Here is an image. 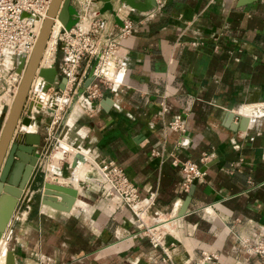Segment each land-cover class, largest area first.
Here are the masks:
<instances>
[{
  "label": "crops",
  "instance_id": "0c3cea01",
  "mask_svg": "<svg viewBox=\"0 0 264 264\" xmlns=\"http://www.w3.org/2000/svg\"><path fill=\"white\" fill-rule=\"evenodd\" d=\"M154 3L139 12L117 0L107 6L94 0L89 16L103 23L108 37L116 38L123 18L134 23V30L118 39L119 84L113 90L100 87L97 111L82 114L76 102L70 112H60L57 124L53 114L31 109L27 127L33 139L38 135L34 149L43 177L36 212L25 219L23 212L24 220L14 225L20 197L4 230L16 264H192L201 251L217 255L208 264H264V257L248 255L238 244L261 235L264 226L263 4ZM245 110H253V117L242 128L239 116L245 114L239 112ZM175 115L182 118V132L167 128ZM70 137L85 152V165L78 170L69 167L71 151L56 155L51 148ZM202 154L206 160L200 163ZM100 160L121 168L139 198L152 193L139 220L98 187L95 164ZM174 160L193 161L203 172L187 192L180 189ZM34 175L28 187L35 186ZM45 182L75 190L69 209L40 202ZM53 197L55 204L66 205ZM149 230L159 234L156 247Z\"/></svg>",
  "mask_w": 264,
  "mask_h": 264
},
{
  "label": "built area",
  "instance_id": "2783aa9c",
  "mask_svg": "<svg viewBox=\"0 0 264 264\" xmlns=\"http://www.w3.org/2000/svg\"><path fill=\"white\" fill-rule=\"evenodd\" d=\"M50 0H0V96L6 94L13 97L19 83L21 73L15 71L16 55L21 53L26 62L35 42L40 25L46 16ZM77 11L76 22L68 29L57 20V14L51 19L49 34L45 48L48 57L38 65L39 68L52 66L59 77H63L64 88L53 96V105L58 108L61 97L67 99V104L53 113V123L62 120L60 112L70 110L68 104L78 102L80 112L87 116L98 110L94 100L100 96V87L106 86L115 89L119 84L117 74L122 62L117 52L118 39L123 38L134 30L133 21L123 18L118 27L116 38H110L103 32V23L89 16L94 0H69ZM261 20L264 24V0ZM83 14L84 17H80ZM89 70V72H88ZM88 75L89 81L83 91L77 92L76 87ZM87 77V78H88ZM53 89V88H51ZM31 94V87L28 95ZM12 100V98H11ZM67 112V113H68ZM171 131L182 132L184 124L180 115H175L167 124ZM206 160L202 154L199 162ZM178 165L181 172L180 189L184 192L193 179L202 175L197 164L193 161H172ZM98 171V187L106 195L114 197L125 205L139 220L140 215L148 209L152 202V193L145 198H139L136 187L129 181L123 170L110 161H99L96 164ZM23 196V195H22ZM21 196V197H22ZM21 201V200H20ZM26 201L28 199L26 198ZM148 239L152 247L159 245V234L149 230ZM241 249L248 255L264 257V226L262 233L252 239L238 240ZM167 256V255H166ZM168 258V256H167ZM217 259L213 252L201 251L199 257L192 264H208ZM35 264H43L37 261ZM169 264H173L169 261ZM182 264V263H179Z\"/></svg>",
  "mask_w": 264,
  "mask_h": 264
},
{
  "label": "water",
  "instance_id": "95a60500",
  "mask_svg": "<svg viewBox=\"0 0 264 264\" xmlns=\"http://www.w3.org/2000/svg\"><path fill=\"white\" fill-rule=\"evenodd\" d=\"M97 1L101 2L104 6H107L111 0ZM117 1L122 2L124 5L139 12L148 11L155 4L154 0H140L138 2L135 0ZM55 14H57V19L65 29L70 28L76 22L77 11L70 4L69 0H50L46 16L40 25L32 50L26 62H24L23 54L19 53L16 55L15 71L21 73V77L6 116L0 126V238L9 223L13 209L21 197L26 181L37 162V153L35 152L34 146L37 143L38 135L35 134L33 139L32 137L34 133L26 129L33 117L32 113H30L32 106L35 108L34 112L40 110L41 103L38 101L35 102V95L37 92L46 93L49 88H53L54 92L50 95L48 94L51 107L46 109V112L53 114V96L58 90L64 88V78L59 77L52 66L39 68L38 71H36V79H39L38 90L36 87H33L31 88V94L28 95L30 83L35 74L41 50L44 47V43L49 33L51 19ZM88 81L89 77L87 78L86 83ZM44 102H46V100ZM24 108L26 115L21 117ZM228 117H231V115L228 114ZM0 118L2 119V117ZM239 119L241 123L239 126L243 128L248 122V117L239 116ZM21 134H23L22 140L18 138ZM57 147H61L62 151H67V149L62 148L60 141L54 142L52 147L53 151ZM85 161V155L73 151L70 157L69 167L73 170L78 163H84ZM12 173L15 178L14 180L12 178ZM53 196L60 197L62 201L66 202V205L55 204ZM74 196L75 190L73 188H66L45 182L42 185L40 202L42 204H47L54 209L66 211ZM188 200L189 194L183 200L178 215L184 213ZM4 264H16L11 250L7 249L4 256Z\"/></svg>",
  "mask_w": 264,
  "mask_h": 264
},
{
  "label": "bare ground",
  "instance_id": "6f19581e",
  "mask_svg": "<svg viewBox=\"0 0 264 264\" xmlns=\"http://www.w3.org/2000/svg\"><path fill=\"white\" fill-rule=\"evenodd\" d=\"M80 17H84V15L83 14H80ZM58 20V19H57ZM59 21V20H58ZM60 22V21H59ZM61 23V22H60ZM50 30V29H49ZM49 34V33H48ZM46 43H47V38H46V41H45V43H44V47L42 48V50H41V53H40V56H39V59H38V62L40 61L41 63H43V61L46 59V57H48V50L45 48V45H46ZM38 62H37V65H38ZM37 78V76H33V78H32V80H31V83H30V87L31 88H33V87H36L37 88V90H38V81H39V79H36ZM39 93H42V92H37V94L35 95V102H40V100H44V99H42V97L39 95ZM44 97H45V100H46V102H44L43 101V103H41V105H44V106H42V107H40V110L42 109V110H46L48 107H51V103L49 102V101H47V100H49V96H48V93L46 92L45 93V95H44ZM11 98H12V96L11 97H9V96H7L6 94H3V95H1L0 96V117H2V119H4L5 118V116H6V113H7V110H8V108H9V106H10V103H11ZM54 100V99H53ZM57 104H58V108L56 109L55 107H53V113H57L58 112V110H59V108H63L64 107V105L65 104H67V99L66 98H64V97H61L59 100H58V102H57ZM32 111H35V108H34V106H32ZM253 110H245V111H241V112H239L240 114H245V116H252L251 115V112H252ZM247 112H250V114H247ZM253 117V116H252ZM251 117V118H252ZM26 127V126H25ZM30 127V126H29ZM29 127H26V129L27 130H29L30 131V129H28ZM71 130V129H70ZM70 130H66L65 132H64V136L62 137V140H64V138H66V136H65V133H67L68 131H70ZM79 131V130H78ZM82 130L81 131H79L78 133L79 134H82ZM61 141V140H60ZM68 142H66L65 141V143H64V141H62V142H60V144H61V146H62V148H64V149H67V151H71V152H73V151H77V152H80V153H82L83 155H84V151H83V149H82V147H80L79 145H78V143H77V141H73V143H72V140H67ZM68 143H72L73 145H71V144H68ZM63 149V150H64ZM60 150H62L61 149V147H57L56 148V151H55V153H56V155H58L59 153L57 152V151H60ZM62 152V151H61ZM86 162V161H85ZM85 162L83 163H78L77 164V166L74 168V169H76V170H78V169H81V168H83V166L85 165ZM84 171V170H83ZM26 173V172H25ZM24 173V174H25ZM81 173V172H80ZM24 174H23V176H24ZM26 175V174H25ZM12 178H13V180L15 179L14 178V175H13V173H12ZM73 179L74 180H76V177L74 176L73 177ZM59 180V179H58ZM59 182V181H58ZM71 205V204H70ZM68 209H69V207H68ZM6 232V231H5ZM5 232L3 231V234H2V236H1V238H0V242H1V239H2V237H3V235L5 234ZM7 232H8V230H7ZM8 236H9V234H8ZM8 236H7V238H8ZM4 245H2V247H3ZM1 255V254H0ZM4 262V261H3Z\"/></svg>",
  "mask_w": 264,
  "mask_h": 264
},
{
  "label": "rangeland",
  "instance_id": "374dc122",
  "mask_svg": "<svg viewBox=\"0 0 264 264\" xmlns=\"http://www.w3.org/2000/svg\"><path fill=\"white\" fill-rule=\"evenodd\" d=\"M39 95L42 97V99H44L43 101H45V97H44L45 93H39ZM43 101L40 100L39 103H43ZM47 101H49V100H47ZM75 105H76V102H74L72 105L68 104L69 107L71 106L69 112L73 109V107ZM42 106H44V105H41L40 107H42ZM2 121H3V119L0 118V126H1ZM71 121L72 120L70 118V122ZM65 134H67V133H65ZM65 136H67V135H65ZM69 140H72V137H70ZM66 142H68V141H66ZM68 144L72 145V143H68ZM39 167L40 166H38V162H36L33 170L31 171V173H30V175L26 181V184H25L24 190H23V194H22L23 196L21 197V201H19V204H18L17 208L15 209V213L13 214V216L16 217V219L12 220L14 225H18L19 224L18 221L21 222L20 219H21V214L23 212H25V214H26L24 216V219H25V218H29V216L33 215L37 210L35 208L37 198H38L37 186H39V182L43 177V173L38 172ZM32 173H35L34 180L36 181V184L34 187H32V186L28 187L27 182H29L28 180L32 177L31 176ZM38 173H39V175L37 176L36 174H38ZM26 198L28 199V201H26ZM19 200H20V198H19ZM24 219H21V220H24ZM20 224L22 225V223H20ZM14 225H13V227H14ZM7 236H8V232H6V234L3 235L2 241L0 242V254H1L0 255V264H4V262H3L4 256H5V253L7 251ZM2 245H4V246L2 247Z\"/></svg>",
  "mask_w": 264,
  "mask_h": 264
}]
</instances>
